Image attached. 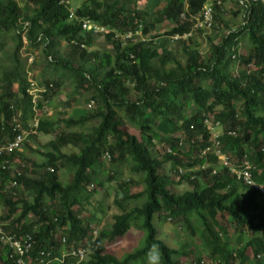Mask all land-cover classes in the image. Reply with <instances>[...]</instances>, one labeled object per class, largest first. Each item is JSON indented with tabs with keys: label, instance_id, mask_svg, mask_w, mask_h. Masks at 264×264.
I'll use <instances>...</instances> for the list:
<instances>
[{
	"label": "trees",
	"instance_id": "1",
	"mask_svg": "<svg viewBox=\"0 0 264 264\" xmlns=\"http://www.w3.org/2000/svg\"><path fill=\"white\" fill-rule=\"evenodd\" d=\"M68 1L28 0L21 5L18 0H0V51L5 48V35L15 33L18 38L12 54L16 65L5 68L0 75V145L13 140L14 117L21 113L23 128H27L35 115L32 96L27 92L30 79H34L18 67L23 37L28 46L42 47L47 54L54 50L58 40L66 41L70 47L66 55L49 54L47 67L52 71L47 75L51 77L39 82L46 91L36 107L40 117L38 133L56 132L45 150L38 151L42 160L30 157L35 151L29 144L24 152L7 156L24 163L25 170L32 167L36 176L24 171L15 178L22 191L30 192L31 200L13 201L0 193V204L9 206L7 214L0 217L6 222L3 228L22 235L33 232L40 224L33 232L34 252L60 248L54 240L57 228L64 231L69 246L91 235L92 228L85 226L83 219L85 204L91 196L87 185L96 183L102 187L97 174L104 170L102 159L108 152V160L120 165L128 163L131 172L143 179L138 183L132 178L119 182L113 202L120 212L113 215L110 228L100 231L89 259L80 264H131L140 258L152 259L153 252L159 264H179L181 259L188 264H204L199 247L204 249L209 264H263L259 260L264 253L263 194L246 186L227 168L212 174V165L206 170L199 167L207 161L200 156L201 150L213 144L206 115L215 113L223 128L219 139L231 162L240 167L247 160L252 165L254 180L264 185V1L242 5L240 27L229 28L221 42H212L204 54L193 46L192 37L176 43H171L170 37L191 31L195 17L209 0H167L165 7L154 12L145 7L153 0H85L81 7L73 9L78 17L73 19L69 18ZM234 1L240 4L241 0ZM130 4L135 7L126 6ZM214 7L213 29L217 28L216 23L228 26L221 19V7L216 2ZM158 15L174 26L170 31L152 35L150 31L157 27ZM86 18L108 31L98 35L84 32L80 19ZM139 28L145 40L136 38L124 44L114 38L117 33ZM243 37L249 41L245 55L240 54L238 46ZM103 38L111 49H88ZM74 39L78 45L72 43ZM234 60L240 65L235 75ZM66 76L77 95L93 92L91 97L97 108L77 118L66 114L52 119L43 117L42 100L49 101L61 89ZM132 91L136 97H131ZM100 96H104L103 101ZM119 111L138 128L140 137L124 126ZM94 119H100L97 126L80 130ZM229 130H236L237 135H229ZM177 133H183L188 145L179 146L177 139L181 136L175 138ZM160 141L173 151L164 153L163 160L152 149ZM66 146L77 151L66 152ZM209 160L213 161L210 157ZM167 162H172L173 171L189 182L191 189L177 193L169 188L163 167ZM62 169L72 172L69 183L61 181ZM2 177L9 178V173L0 171ZM140 184L144 186L141 188ZM139 200L140 205H129ZM162 211L169 219L186 226L194 239L189 242V251L172 248L159 238L154 220ZM212 211L227 215L238 237L244 232L248 234L241 250L232 249L225 224L218 217L211 218ZM133 224L144 235L141 246L124 258L102 248L101 240L123 237ZM196 239L199 247L195 245ZM10 254L8 247L0 246V264H16Z\"/></svg>",
	"mask_w": 264,
	"mask_h": 264
},
{
	"label": "rangeland",
	"instance_id": "2",
	"mask_svg": "<svg viewBox=\"0 0 264 264\" xmlns=\"http://www.w3.org/2000/svg\"><path fill=\"white\" fill-rule=\"evenodd\" d=\"M21 5H24L28 0H18ZM85 0H70L67 5L71 9H77L78 7H81L83 5V2ZM249 2V0H244V2ZM157 3V5H156ZM126 4V2H125ZM167 4V0H153L145 4V7L147 10H151V12H154L157 9H162ZM127 7L134 8L135 6L133 4L126 5ZM243 8H242V2L238 4L234 0H223L222 6H221V19L228 24L223 25L222 23H216L215 29H212V31H195L192 38H193V46L198 48L203 54L206 53L211 45L212 42L219 43L222 40V37L229 31V28L236 30L240 27V25L243 23ZM238 12V14H237ZM158 23L157 27L150 31L152 35H159L164 32L170 31L174 23L172 21H169L167 19H164L163 16L158 15ZM5 48L4 50L0 51V75L1 71H3L5 68H13V66L16 65V62L13 63L12 54L15 51V48L18 44V38L15 36V33H10L5 35ZM120 42V39H116ZM239 52L241 55H245L247 53V49L249 46L248 38L243 37L238 45ZM176 46H173L172 48H175ZM89 50H102V49H111L110 44L105 41V39H98L95 41L94 46H91L88 48ZM70 50V47L68 43L64 40H58L57 45L54 48V50H51L50 53L52 54H68ZM181 51V50H179ZM45 53L43 51V48L40 47L38 49L31 48L28 46V41L26 40V37H23V46L19 49V55L18 58L20 62H18V67L26 70L28 72V77L33 78L34 80L41 82L44 79L50 78L51 76H48L47 74L51 73L52 68H48L47 63L49 59V54ZM180 56H182V52L179 53ZM235 63L232 65V72L237 74L240 69V65L237 63V60H234ZM34 62V63H33ZM33 63V64H32ZM88 67V65H86ZM254 69V65H252ZM46 70V72H43ZM51 70V71H50ZM53 76V75H52ZM56 77V76H55ZM75 86L72 83L71 79L67 76L64 77V82L61 86V89L57 92L53 93L51 96V99L49 101H43V113L42 116L45 118H59L60 115L66 114L73 116L74 118H77L85 113H92L94 109L97 108V103L92 99V91H82L81 95H77L75 93ZM136 92L132 91L131 97H136ZM43 99V98H42ZM100 99H104V96H100ZM91 101H94V108H88V104L91 103ZM93 104V103H92ZM96 106V107H95ZM119 115L121 116L123 120L124 126H126L132 133L138 135L140 137V132L138 131V128L133 125L125 115L123 111H119ZM100 123V119H94L88 123V125L80 128V130H89L90 128L97 126ZM216 132V131H215ZM56 132L54 133V135ZM53 134H43L38 133L37 136L30 138L31 144L35 145L36 148H33L35 153L31 156L36 161L42 160V155L38 152L39 150L44 151L45 146L47 143L53 139ZM181 136V138H184L183 133H177L175 135L176 137ZM187 139L185 138L183 145H188ZM170 148L169 145H167L164 142H157L155 147H153L154 154L157 155V157L160 160H163L164 153L166 152V149ZM182 149V147H180ZM37 149V150H36ZM66 152H73L77 151V148H72L71 146H66L64 148ZM187 150V149H186ZM37 151V152H36ZM103 161V171L99 173V176L97 174V179L101 180L103 185L102 187H97V184L94 183L96 188L87 185V190L90 192L91 196L89 198V203L85 204V210L83 214V218L85 221H88L94 225V227L98 228L99 233L102 229L110 228L111 224L113 223V215L120 212V208L114 205V198L115 193L117 192V185L119 182H122L124 180H128L130 178L135 181V183L141 182L143 179L142 175L139 174H133L130 169V165L128 163H125L123 165H120L118 163H112L110 160L102 159ZM216 168L218 170H222L217 162H215ZM166 174L169 177L170 186L169 188L177 193L184 192L188 189H191V184L187 182L186 180H182L177 172L173 171V164L172 162H167L163 165ZM28 172L31 171L28 167ZM97 170V168H95ZM180 170V168H179ZM183 172V171H182ZM32 175H34L33 171H31ZM60 178L63 183H69L70 180H72V172L70 170L62 169L60 171ZM10 181H7L6 185L9 184ZM144 185L140 184V187L142 188ZM6 187V186H4ZM8 192H10L8 190ZM16 194L13 200H18L19 198H27L31 200V194L27 193L26 191L17 192L15 190ZM142 203V200L134 201L130 203V206L134 205H140ZM6 213V209L3 208V204H0V215H3ZM211 218L218 217L219 220L222 222V224H225L226 230L228 232V239L230 240L232 249L241 250L243 245L248 239V234L244 232V234L241 237H238V232L235 231V225L229 223L227 220V215H220L216 213L215 211H212L209 215ZM155 226L157 227L159 231V238L163 239L170 247L177 248V249H184L186 251H189V242L194 240L187 232L186 226L182 222L175 221L173 219H169L166 216V213L163 211L159 213L155 217ZM63 232L60 231L59 234H62ZM144 235L143 233L137 228L136 225L133 224L132 228L127 232L126 235L123 237H117L112 241H106L101 240V246L102 248L110 253L115 254L119 258H124L129 252H132L137 247L141 246L143 244ZM195 245L199 247V240L196 239ZM199 251L202 252V260L204 261V264H209V258L206 257L204 249L202 250L201 247H199ZM250 256V255H249ZM252 257V256H251ZM152 259L147 260V258L144 260L143 258L137 259L136 261H132L131 264H159L158 258L155 255V252H153ZM196 260V259H194ZM259 260L263 261L264 264V253L259 256ZM234 264H237V262H233ZM232 263V264H233ZM257 263V262H256ZM179 264H188V262H185L184 259H181L179 261Z\"/></svg>",
	"mask_w": 264,
	"mask_h": 264
},
{
	"label": "built area",
	"instance_id": "3",
	"mask_svg": "<svg viewBox=\"0 0 264 264\" xmlns=\"http://www.w3.org/2000/svg\"><path fill=\"white\" fill-rule=\"evenodd\" d=\"M258 1V0H249V2H244V0H241L240 3L242 2V5L249 4L251 2ZM264 1V0H261ZM69 2V1H68ZM66 2V3H68ZM214 2L221 7L222 6V1L221 0H209L204 7L202 8L201 12L195 17V23L194 27L191 31L186 32L184 34H174L173 36L170 37V42L171 43H176L177 41L181 39H188L193 36L195 31H211L214 27L215 23V15H216V8L214 7ZM62 3H64L62 1ZM221 10V9H220ZM69 18H78L77 15H75V12L73 9H71V12L69 14ZM81 25H82V30L84 32H90L93 35H98V34H103L107 32L108 28L105 26H102L98 23L93 22L91 19H80ZM115 38H122L124 40H130L133 41L136 38L137 39H142V31L139 29L137 30H129L124 33H117L115 35ZM72 43L75 45H78V41L75 39L72 40ZM81 47H84V44L80 45ZM133 58V56H131ZM46 91V87L44 84H40L36 80L30 79V87L28 88L27 92L32 96V102L34 104L33 108L36 111L38 99L42 96V93ZM93 103V104H92ZM94 105V102L92 101L88 106L92 107ZM21 114V113H20ZM20 114L14 118V131L16 132L15 138L13 141L9 142L8 144H4L0 147V154H2L4 151L6 152H12L14 150L21 149V146L23 143L28 139V136L30 134H36L37 133V127L39 124V119L37 117V114L35 115L33 121L29 123V129H24L22 128V123L19 119ZM206 123L211 125L212 129H215L220 123L215 120V115L214 114H209L206 116L205 119ZM231 135H236L235 131L229 132ZM214 139H213V144L209 147H206L202 149L201 151V157L206 156L208 153H211L214 157L218 158L221 166L223 168H227L232 174L236 175L238 179H241L246 185L255 187L259 190L262 191L264 194V187L260 184H257L254 180V177L252 175L251 169L252 165L248 161H243L240 167H236L235 165L232 164L230 157L228 154L222 151L220 141L218 140V134L214 133L213 134ZM184 142L183 137L179 139V144H182ZM167 152H171V149H167ZM105 159H109L110 155L107 152L104 155ZM208 166L203 165L199 167L201 170H205ZM183 170L180 169L179 172H182ZM217 170L213 169L212 174H216ZM0 242L3 244H8L11 247L15 248V250L18 252L19 258H18V263L19 264H35L33 258L30 255V251L33 248V239L31 236H26L21 239H16L15 237H8L5 232L1 229L0 227ZM88 250L86 248H77L71 252L72 256H78L80 259H83Z\"/></svg>",
	"mask_w": 264,
	"mask_h": 264
},
{
	"label": "clouds",
	"instance_id": "4",
	"mask_svg": "<svg viewBox=\"0 0 264 264\" xmlns=\"http://www.w3.org/2000/svg\"><path fill=\"white\" fill-rule=\"evenodd\" d=\"M212 31V30H211ZM126 32V31H125ZM205 32H207V31H205ZM124 33V32H123ZM115 38V37H114ZM116 39V38H115ZM120 39V43H124L125 44V42H127L126 40H124V39H122V38H119ZM130 41V40H129ZM123 44V45H124ZM252 65L253 64H251L250 65V68H253L252 67ZM42 97V96H41ZM92 102V101H91ZM94 102V101H93ZM90 104V103H89ZM88 104V105H89ZM94 107V105L92 106V107H89L88 106V108L90 109V108H93ZM34 109V108H33ZM37 111V110H36ZM37 113L35 112V115H36ZM209 114H214L215 115V113H209ZM208 114V115H209ZM35 115H34V117H35ZM207 116V115H206ZM37 117H38V119H40V117L38 116V114H37ZM15 118V117H14ZM19 119H20V121H21V118L19 117ZM34 119V118H33ZM33 119L31 120V121H33ZM215 120H216V118H215ZM30 121V122H31ZM216 121H218V120H216ZM29 122V123H30ZM219 122V121H218ZM13 123H14V119H13ZM21 123H22V126H23V121H21ZM220 123V122H219ZM29 125V124H28ZM38 126H39V124H38ZM23 128V127H22ZM24 129H29V126L27 127V128H24ZM13 130H14V128H13ZM216 131V132H215ZM231 131H235L236 132V135H237V131L236 130H229V131H227L228 132V134H229V132H231ZM15 132V131H14ZM214 133H217L218 134V140L220 141V139H219V137L222 135V133H223V128L221 127V123L217 126V127H215V129H212V127H211V134H212V138L214 139V136H213V134ZM37 134H38V127H37V133L36 134H30L29 136H28V139H26V141L23 143V145L21 146V149H16V150H14V151H12V152H3L2 154H0V171H5V172H7V173H9V178H4V177H2V178H0V193H4L7 197H9L10 199H14V195H13V193L14 194H16V192H15V190H17V192H21V193H23V191H22V189H20L19 187H18V182L15 180V178L17 177V176H20L21 174H22V172H26V174L27 175H29V176H36V175H32V173H31V171H32V169L33 168H30L31 169V171H29L30 172V174L29 173H27L28 172V170H25V167H27L24 163H21V162H19V161H17L16 159H10L9 157H7L8 155H10L11 153H13V152H24L25 151V146L27 145V144H29V145H31L33 148H36L35 147V145H32L31 144V139L30 138H32V136L33 135H35V136H37ZM15 135H16V132H15ZM15 135H14V138H15ZM229 135H231V134H229ZM234 136V135H233ZM14 138H13V140H14ZM180 139V138H179ZM179 139H177L178 140V144H179ZM184 139V138H183ZM13 140H11V141H13ZM185 140V139H184ZM11 141H9V142H11ZM9 142H7V143H4V144H8ZM213 142V141H212ZM4 144H2V145H4ZM182 144H184V142L182 143ZM220 144H221V148H222V151L223 152H225L226 154H228L229 155V157H230V154L228 153V152H226V150H224V148H223V145H222V143H221V141H220ZM2 145H0V147L2 146ZM179 146H181V144H179ZM168 149V148H167ZM166 149V150H167ZM169 149H171V148H169ZM37 150V149H36ZM202 151V150H201ZM173 151H172V149H171V152H165V153H172ZM35 152H33L32 153V155L34 154ZM201 154V153H200ZM201 156V155H200ZM30 157H32V156H30ZM209 157L211 158V159H213V161L212 162H210V160H209ZM33 158V157H32ZM202 158H205L207 161H206V163L205 164H203V165H207L208 167L210 166V165H212L213 166V169H216L217 171H218V169L216 168V164H215V162H217L220 166V168L221 169H223V167L221 166V164H220V162H219V160H218V158H216V157H214L211 153H208L206 156H202ZM108 160V159H107ZM230 160H231V158H230ZM244 161H247V160H244ZM233 164V163H232ZM242 164V163H241ZM202 165V166H203ZM234 165V164H233ZM201 167V166H200ZM207 167V168H208ZM206 168V169H207ZM205 169V170H206ZM7 181H10V183L9 184H7L6 185V183H7ZM256 182V181H255ZM257 184H260V185H262L263 187H264V185L263 184H261V183H258V182H256ZM245 184V183H244ZM246 185V184H245ZM4 186H6V187H4ZM90 186H92V187H94L95 188V185H90ZM246 186H248V185H246ZM249 187H251V186H249ZM252 188H255V187H252ZM8 190L10 191V192H8ZM13 192V193H12ZM27 193H30L29 191H26ZM260 192L262 193V191L260 190ZM263 194V193H262ZM263 196H264V194H263ZM32 198V197H31ZM20 199V198H19ZM18 199V200H19ZM21 199H23V200H29V199H27V198H21ZM18 200H13V201H18ZM6 204H4L3 203V208H5L6 209V213L5 214H3V215H6L7 214V211H8V207H6L5 206ZM19 206V205H18ZM2 215H0V217H1ZM12 218H14L13 216H12ZM29 218L30 219H33V216L32 215H29ZM84 219V218H83ZM85 221V220H84ZM4 224H6V222L5 223H3L1 220H0V227H1V229L5 232V234L8 236V237H15L16 239H21V238H23V237H26V236H31L32 237V239H33V248H32V250L30 251V255H31V257L33 258V260H34V263L35 264H80L81 262H83V261H86V260H88L89 259V257H90V254H91V251H92V247L95 245V241L99 238V236H100V233H99V229L98 228H96V227H94V225L92 224V223H90V222H88V221H85V226H89L90 228H92V232H91V235H89V236H87L86 238H84V239H79V240H77L74 244H71L70 246L68 245V239H67V237H66V235H65V233H64V231L63 230H61V229H59V228H57L56 229V231L54 232V240H55V242H56V244L57 245H59L60 246V248H58L57 250L56 249H52V250H45V249H40V250H35V252L33 251V249H34V244L36 243L35 241V234L34 233H36L37 232V230H38V226L40 225H36V230H34L33 232H28V233H24V234H22V235H18V234H16V233H13V232H8V231H6L4 228H3V225ZM60 231H62L63 233L62 234H59V232ZM101 244V243H100ZM0 246H5V247H8V249H10L11 250V254H10V259L11 260H13V261H15V263L16 264H19L18 263V258H19V255H18V252L15 250V248H13V247H11L10 245H8V244H3V243H1L0 242ZM77 248H86L87 250H88V252H87V254H86V256L83 258V259H80L78 256H72L71 255V252L73 251V250H75V249H77ZM204 263V262H203ZM4 264H6V263H4ZM206 264H208V263H206Z\"/></svg>",
	"mask_w": 264,
	"mask_h": 264
}]
</instances>
